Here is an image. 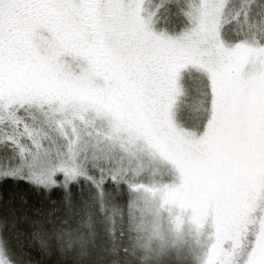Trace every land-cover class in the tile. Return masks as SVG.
Wrapping results in <instances>:
<instances>
[{"label": "snow or ice", "instance_id": "6c2138e0", "mask_svg": "<svg viewBox=\"0 0 264 264\" xmlns=\"http://www.w3.org/2000/svg\"><path fill=\"white\" fill-rule=\"evenodd\" d=\"M0 179L81 264H264V0H0Z\"/></svg>", "mask_w": 264, "mask_h": 264}, {"label": "trees", "instance_id": "16d2710c", "mask_svg": "<svg viewBox=\"0 0 264 264\" xmlns=\"http://www.w3.org/2000/svg\"><path fill=\"white\" fill-rule=\"evenodd\" d=\"M70 193L71 201L64 189L49 191L24 181L0 179V237L8 241L21 264H81L79 258L61 251L54 232V224L78 212L84 199L80 185L70 186Z\"/></svg>", "mask_w": 264, "mask_h": 264}, {"label": "rangeland", "instance_id": "374dc122", "mask_svg": "<svg viewBox=\"0 0 264 264\" xmlns=\"http://www.w3.org/2000/svg\"><path fill=\"white\" fill-rule=\"evenodd\" d=\"M0 239H1V237H0Z\"/></svg>", "mask_w": 264, "mask_h": 264}]
</instances>
